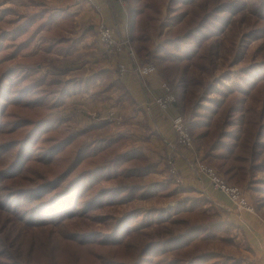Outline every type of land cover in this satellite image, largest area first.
I'll return each mask as SVG.
<instances>
[{"label": "trees", "instance_id": "16d2710c", "mask_svg": "<svg viewBox=\"0 0 264 264\" xmlns=\"http://www.w3.org/2000/svg\"><path fill=\"white\" fill-rule=\"evenodd\" d=\"M9 1L0 3V158L12 149L17 148V151L0 169V178L13 180L24 162L27 161L28 166L21 187L9 188L0 182V264H87L86 251L93 253L94 264H247L250 255L238 244L239 225L225 217L206 193L201 194L193 186L177 181L169 172L166 156L167 180L145 182L144 177L159 170V165L157 167L149 161L139 148L122 149L119 155L110 156V161L104 165L83 168L88 160L100 155L109 156L115 145L121 141L124 143L126 138L120 134L112 139H101L100 142L105 144L95 151L88 150V145L78 149L76 158L71 162L67 155H59L80 135L70 132V127L58 129L59 122L53 112L59 103L49 107L46 104L48 98L57 96L55 100L60 102L62 94L64 100L61 105L65 108L69 97L91 91L95 86L93 84L97 82V85L103 78L108 85L101 92L116 89L124 97L130 95V90L121 76L115 77L108 67L87 78L64 80L66 83L63 79L46 80L43 78L45 74L40 73L32 83L25 84L31 78L23 79L25 74L14 80L18 64L11 62L37 39H40L44 55L36 63L38 66L53 54L71 55L82 37H75V17L66 8L54 9L44 2L32 3L31 7L37 10L35 13L23 14L18 21H10L9 6H3ZM217 1L195 0L185 8L180 5L182 0H172L168 16L164 18L162 10L166 0H126L129 35L142 59L152 57L165 82L175 93V105L187 119L198 146L207 148L204 155L206 163L216 166L228 183L245 186L249 176L264 170V75L255 77L251 73L244 83L218 89L220 99L214 96L211 98L213 103L204 107L198 105L196 93L198 87L211 78L214 80L208 81L209 90L215 92V72L222 56L221 46L225 44L223 35L236 38V32L241 31L238 48L234 44L230 50L236 56L235 62H238L241 60L242 37L243 40L259 38V31L245 33L258 21L249 18L246 9L250 4L243 1L223 3L220 7L214 5L208 10ZM222 12L229 14L222 15L223 22L215 31V15ZM261 20H264L263 15ZM13 25L16 27L13 28ZM28 30V35L5 49L4 42L9 37L16 40ZM99 40L103 48L105 44ZM155 42H159L157 47L151 48ZM8 49L13 51L12 56H8ZM253 56H260V61L264 62V41ZM71 84L73 87L69 88ZM12 85L23 86L16 90ZM60 85L61 93L50 89ZM12 95L14 99L10 100ZM5 103L7 107L3 108ZM261 103L263 105L259 109ZM220 115L224 118L236 115L235 120L230 119L236 130L235 141L229 149L217 141L218 131L214 124ZM64 118L56 119L65 121ZM107 124L108 121L90 124L87 132L99 131ZM53 131L54 134H51ZM46 132L50 135L37 150L43 152L34 157L31 145ZM14 135L16 137H12ZM35 159L49 166H58L60 172L49 179L42 173L34 175L30 163ZM133 161L140 165H129ZM114 171L118 173L111 177ZM106 176L118 182L94 188L87 195L86 208L79 217L88 227H50L47 224L77 216L79 205L70 201L71 196H78L81 186H91ZM30 182L35 184L30 186ZM180 184L185 190L195 191L200 196L183 200L176 209L175 217L169 214L172 210L151 205L145 206L146 211L132 210L119 219L114 214L97 217L102 222L115 221L109 229L89 227L90 216H97L90 215V212L96 206L102 207L107 203L111 195L132 194L139 202L155 198L161 200L170 197ZM43 192L49 196L43 197ZM243 192L246 191L243 189ZM252 194L256 199V210L264 217V197ZM65 201H70V207L75 205V209L70 211ZM122 231H130L127 241H107ZM72 233L85 234L86 239L98 241H77V235L71 236ZM62 243L70 253L78 256L68 261L61 260L64 253ZM246 248L253 249L248 241Z\"/></svg>", "mask_w": 264, "mask_h": 264}, {"label": "rangeland", "instance_id": "374dc122", "mask_svg": "<svg viewBox=\"0 0 264 264\" xmlns=\"http://www.w3.org/2000/svg\"><path fill=\"white\" fill-rule=\"evenodd\" d=\"M8 0H0L1 2H6ZM195 0H182L180 5L187 8L191 5V3ZM200 1V0H196ZM211 1V0H209ZM236 1H243L245 3H249L250 7L246 9V13L248 14L249 18L252 20L258 21V23L251 28L249 31H246L245 33H249L251 31H259V38L258 39H252L247 38L243 40V37L241 39V47H240V55L241 60L238 62H235L236 56L234 53H232L230 50L232 49L233 45L235 44L238 48V43L241 36V31H237V37L233 38L232 36H226L224 37V45L221 46V60L218 69L215 72V92H211L210 84L208 81L212 82L214 78H211L210 80L207 79L206 84L201 85L197 89L196 93V101L198 102V105L201 107H204L205 105H208L210 103H213L211 101V98L215 96V99H220V92L218 89L225 88L226 86H230L235 83H244L245 78L248 76H251V73L255 75V77H260V75H264V62L260 61L261 57L257 56L256 58L253 56L256 48L264 41V20H261V15L264 16V0H218L215 4L213 2L209 7L208 10L211 9L214 5L215 7H220L223 3H230V2H236ZM3 6H9V16L8 19L10 21H18L21 19L23 14H32L35 13L37 10L34 7H31L30 0H10V2ZM172 6V0H166L165 5L163 6V16L166 18L168 16V10ZM222 10V9H220ZM229 12H222L221 14L215 15V31L217 30V27H219L223 22V16L222 15H228ZM24 21V19H23ZM16 26L13 25V28ZM30 30H28L26 33H24L21 37L18 39H14L13 37H9L4 42V47L9 48L13 45V43L26 35H28ZM217 33V32H215ZM157 37V36H156ZM153 44V43H152ZM151 44V46H152ZM41 42L40 39H37V41L29 48L25 49L23 52H21L17 58H15L14 61H12V64H18L16 66V70L18 73H15L13 75L14 80H16L20 75L25 74L23 77H31L26 81L27 83H32L39 75H44L43 77L46 80H52V79H63L62 81L66 83L64 80L68 79H74L78 80L81 78H87L91 76L94 72L99 71L100 69L106 67L102 64L95 66L94 69H88L89 66L85 65V68H78L77 65H80L78 63L70 62L69 59H67V56H60L53 54L47 58L44 59L42 64H37L40 62V59L44 57L43 52L41 51ZM157 47V45H156ZM154 47V49L156 48ZM9 50V49H8ZM13 51L9 50L8 56H12ZM151 57V56H150ZM152 58V57H151ZM260 61V62H259ZM41 65V66H40ZM255 69V70H253ZM254 71V72H252ZM100 81V80H99ZM97 83V82H96ZM95 85L93 88H96L94 92H91V98H97L98 100H109L110 106L108 107L110 111L115 109L117 114L122 117L123 120L115 121L111 119H105L100 114L103 110H97L93 111L91 114H88L86 111L82 110V108L77 109L74 107V104L72 102V99L66 101V106L63 108L61 103L64 100V96L61 94V101L58 102L55 100V97H50L46 100V104L49 107H52L59 103V105L56 106V109L53 112V115L56 118H61L65 116V121H59L55 118L57 122H59V128L64 127H70V132L74 131L75 133L79 134V137H76V142L67 148H64V150L59 155H67L69 157V162L74 160L77 156L78 149L83 148L85 146H89L88 150L95 151L102 147L105 142H100L101 139H112L113 137H116L117 135L125 136L126 140L119 142L117 145L114 146L113 152L109 156H98L95 159L88 160L86 164H84L83 168H96L98 166L104 165V163L110 161V156L119 155L120 151L122 149L129 150L131 148H139L142 150L148 157L149 161H151L154 165H157L158 163L162 162V157L159 155H156L154 152L156 151L153 146L149 143V140L151 139V136L153 133L149 129V126L147 122L145 121H138L139 124L135 125L133 121L129 118H125V116L120 111L119 107L122 105V96L116 89H112L110 91H102L107 85L108 81L106 79H101V82H99L97 85ZM24 84V85H25ZM23 85H12V88L18 90ZM61 87L60 86H53L50 89H53L54 92L61 93ZM68 87H73V84L68 85ZM92 88V89H93ZM86 95L85 92H81ZM10 100L14 99V96H10ZM2 102L4 100L1 99ZM88 100L86 97L81 98L79 100H76V103H87ZM263 103L259 104V109L262 107ZM7 104L3 106V108H6ZM63 111H65L63 113ZM236 119V115L232 116L231 118H224L223 115H220L217 120L215 121V130L218 131L217 141L222 143V146L230 148L231 144L235 141V125H233L232 120ZM103 121H108V124L99 131H93V132H87L88 127L90 124L97 125L101 124ZM123 121V124H122ZM51 132V131H50ZM50 132H46L44 136L38 140L35 141L34 144L31 145L30 151L34 157H39L40 153L43 152L37 150L39 149V145L46 137L50 135ZM54 134V131L51 133ZM156 135V134H155ZM61 136V135H58ZM12 137H16L15 135ZM145 141V143H143ZM147 147V148H146ZM200 147V146H199ZM149 153H147L145 150ZM201 149V157L207 161V158L204 156L206 153L207 148L205 146L200 147ZM17 151V148L12 149L8 152H5L3 154V157L0 158V169L3 168L11 159L12 155ZM150 155V156H149ZM154 157L155 160L152 158ZM30 165L33 166L34 175L37 173H42L45 175V178H53L55 175H57L60 172V169L58 166L52 165H46L45 163H40L39 159H35ZM129 165H140L139 162L133 161ZM28 162H24L20 166V173L16 178L13 180H6L1 179L0 182H4L8 187H21L23 184V175L25 173V170L27 169ZM213 166V165H212ZM216 167V166H215ZM217 168V167H216ZM218 169V168H217ZM219 170V169H218ZM158 169L156 172L150 173L144 177L145 182H151L155 180H167L164 176L161 177L157 175ZM221 172V171H219ZM118 172L114 171L113 174H111L113 177ZM222 173V172H221ZM159 174V173H158ZM166 175V174H165ZM109 176H106L105 178L96 181L91 186L88 185L87 187L81 186L79 189V195L78 196H71L70 201H73L76 204L79 205L77 216L73 218L65 217L63 220H60L58 222H47V224H50V227H88L85 224V221L81 220L80 213L84 211L86 208V198L87 195L90 193V191L94 188L100 187L102 185H116L118 180H111V178H108ZM141 181V180H138ZM37 183H40L37 182ZM35 184V182H30V186ZM242 189H244L246 194L244 196L247 198V200L250 202V204L253 205L256 209V199L253 196V192L256 193V195L260 197H264V170L257 172L255 175H251L248 178V183L244 186H239ZM202 194V193H201ZM36 195H40L37 193ZM124 193H120L118 196H112L109 197L107 200V203H104L102 207L100 205L96 206L93 211L90 212V215H97L96 217H91L88 219L89 227L93 228H102V229H109L115 225L114 222H102L100 220V216L114 214L116 219H119L124 214L128 213L132 210H137L140 212L146 211L147 209L145 206H151L156 205L159 207L166 208L167 210H172L169 212L171 217H175L177 215V210L182 201L185 200L188 197H194V196H200L195 191H189L185 190L182 187V184L176 188L172 192V195L170 197L164 198V199H153L152 201L148 202H139L136 199H134V195L129 194L127 196H123ZM49 194L47 192H43V197H48ZM118 199V200H117ZM134 199V200H133ZM114 200V201H113ZM65 201L66 207L69 208V210H74L75 205L73 207H70L69 202ZM217 206V205H216ZM215 206V207H216ZM218 207V206H217ZM216 207V208H217ZM172 208V209H169ZM219 209V208H217ZM220 211V209H219ZM214 212V211H213ZM264 218V217H263ZM138 223V222H136ZM130 231H122L118 236L114 238H110L107 241L109 242H122L127 241L129 239ZM72 235H77L76 240L77 241H87V242H94L98 241L97 239H86L85 234L81 233H72ZM238 244L245 249L246 254H249V258L247 260V264H258L257 263V257L254 255L253 249H247V240L243 237H240L238 233ZM61 250L64 252L61 256V260L68 261L71 258H75L78 256L76 253H70L69 249L65 246L64 243H62ZM85 259L87 264H94V256L91 251L85 252Z\"/></svg>", "mask_w": 264, "mask_h": 264}, {"label": "crops", "instance_id": "0c3cea01", "mask_svg": "<svg viewBox=\"0 0 264 264\" xmlns=\"http://www.w3.org/2000/svg\"><path fill=\"white\" fill-rule=\"evenodd\" d=\"M40 2H44L45 5L54 9L66 8L74 15L77 24V30L74 35L75 37H82V40L74 47L73 53L67 56L70 62L80 64L77 65L78 68H85L84 63H86V66L91 64L88 69H94L95 66L102 64L111 69L115 77L121 76L122 81L130 90V95L123 97L121 92L117 90L122 96V105L118 107L125 118L130 117L135 125L139 124L138 121L147 122L149 129L153 133L149 143L155 148L156 151L154 153L162 157V162L158 163L159 170L156 174L164 178L167 170L164 157L173 145L177 144L176 133L172 128V119L181 114V110L177 105H174L169 110H163L158 104L153 102L155 96L165 93L163 85L165 80L159 68L152 77L149 90L143 87L140 76L134 70L136 65L144 62L145 59H142L131 41L126 4L123 5L119 0H30L31 5L32 3L36 5ZM97 7L102 8L101 13L97 12ZM100 18H103L113 28L119 40L124 41L126 37L130 38V47L121 52L118 59L119 62H122L128 68V71L124 74L120 72L116 63L108 62L103 55L97 28V22ZM158 43H153L151 48ZM129 48L133 49V53L130 52ZM96 88H93L91 92H94ZM91 92H86L84 96L81 95L83 93L73 95L68 100L72 99L75 108H82L88 114L93 111L103 110L100 115L105 119L123 120L115 109L107 111L110 106L109 100L91 98ZM84 97L87 98V103H76V100ZM152 158L155 160L154 157ZM176 163L183 175L182 184L191 185L197 191L203 194L206 193L225 217L238 224L240 237L245 238L253 247L257 263L264 264V218L262 215L255 207L254 211L239 210L224 191L216 189L205 175L198 173L194 166L192 152L183 150L181 155L177 157Z\"/></svg>", "mask_w": 264, "mask_h": 264}, {"label": "built area", "instance_id": "2783aa9c", "mask_svg": "<svg viewBox=\"0 0 264 264\" xmlns=\"http://www.w3.org/2000/svg\"><path fill=\"white\" fill-rule=\"evenodd\" d=\"M123 5L126 4V0H119ZM97 12L101 13L102 8L97 7ZM99 39L105 44L103 45V55L108 62H114L117 64L121 73H126L128 68L122 62H119V54L124 52L127 47H130V38L126 37V40H119L114 35V30L107 22L100 18L97 22ZM115 48L116 50H114ZM133 53V49L129 48ZM134 70L138 73L142 80L143 87L150 89L152 83V77L157 72L158 67L155 61L151 58L144 62L138 63ZM165 93L160 96H155L153 102L158 104L163 110H169L177 102V97L172 89L163 83ZM172 128L176 133L177 144L173 145L171 150L167 152L169 172L173 175L177 181L183 183V175L177 166L176 159L181 155L183 150H188L193 153L194 166L198 173L205 175L212 185L219 190L224 191L231 199L232 203L239 209L245 211H254V207L247 198L243 189L237 185L228 183L217 171V169L207 164L201 157L199 146L191 133L189 123L187 119L179 114L172 119ZM244 193V194H243Z\"/></svg>", "mask_w": 264, "mask_h": 264}]
</instances>
